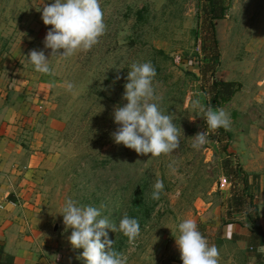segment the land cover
I'll use <instances>...</instances> for the list:
<instances>
[{
	"label": "rangeland",
	"instance_id": "374dc122",
	"mask_svg": "<svg viewBox=\"0 0 264 264\" xmlns=\"http://www.w3.org/2000/svg\"><path fill=\"white\" fill-rule=\"evenodd\" d=\"M41 2L0 0V70L4 82L10 83L9 77L22 81L28 104L37 107L29 137L48 159L45 170L34 169L24 192L10 204L16 208L15 230L37 253V264H86L80 258L83 250L69 244L72 229L65 228L60 215L68 198L103 205L102 216L117 225L125 213L139 221L135 246L121 232L106 229L128 264H163L178 224L187 218L197 222L203 235L220 240L209 243L221 246L222 254L238 248L236 239H218L223 227L246 223L243 214H228L229 185L219 186L226 156L222 144L248 176L260 177L248 169V161L252 149L264 154V0H225L223 18L214 21L220 58L211 81L237 85L231 97L216 102L199 74L203 0H100L106 33L91 50L68 58L50 57L51 49L44 48L51 26L43 24ZM33 49L49 57L52 75L27 62ZM148 61L156 70L159 107L172 113L182 129L179 147L167 156L138 155L111 135L119 127L114 107L127 103L122 97L130 66ZM65 82L73 83L72 91ZM197 98L230 114L226 142L219 141L220 135L212 137L203 113L191 107ZM205 131L208 142L193 149L194 136ZM173 162L175 173L168 167ZM157 179L164 189L153 200ZM240 253L248 257V245Z\"/></svg>",
	"mask_w": 264,
	"mask_h": 264
},
{
	"label": "clouds",
	"instance_id": "9594fccd",
	"mask_svg": "<svg viewBox=\"0 0 264 264\" xmlns=\"http://www.w3.org/2000/svg\"><path fill=\"white\" fill-rule=\"evenodd\" d=\"M41 4L43 24L51 26L43 41L44 48L51 49L50 57L68 58L77 52H87L106 33L100 0H54L50 4H44L42 0ZM61 49L63 51L59 52ZM25 58L35 71L53 74L49 57L43 50H30ZM155 76L156 70L150 61L131 64L122 97L127 103L123 107H114L113 120L119 127L111 135L116 144H122L138 155L159 157L171 155L179 147L183 134L181 127L174 123L173 114L159 107L161 98L153 87ZM65 87L72 91L74 85L65 82ZM191 107L203 113L207 128L230 130V114L225 110L213 109L211 105L206 107L199 98L191 101ZM208 135L207 131L198 132L192 148L199 150L208 142ZM173 164L168 167L175 173L177 169ZM153 189L151 199L159 200L164 189L163 180L157 179ZM102 208L103 205L97 208L79 204L72 198L66 199L60 215L65 228L72 229L68 242L73 249L83 250L80 258L86 264H128V256L113 247L115 241L108 238L106 229L121 232L129 244L135 246L141 231L139 221L125 213L117 225L110 222L107 216H102ZM178 231L175 242L182 264H219V249L202 235L194 219L182 220ZM155 238L156 242L158 237Z\"/></svg>",
	"mask_w": 264,
	"mask_h": 264
},
{
	"label": "crops",
	"instance_id": "0c3cea01",
	"mask_svg": "<svg viewBox=\"0 0 264 264\" xmlns=\"http://www.w3.org/2000/svg\"><path fill=\"white\" fill-rule=\"evenodd\" d=\"M3 77V70H0V251L10 256L13 264H37V253L26 238L15 230L12 214L16 212V208L10 204L15 195L19 196L20 192H24L26 178L35 172L34 169L45 170L48 159H43L42 154L37 151L38 146L30 140L39 113L37 107L28 104L24 83L11 77L10 83L4 82ZM251 151L252 159L248 161V169L255 175L261 174L260 177L249 178L256 185L254 199L258 215L257 225L264 234V154H258L256 149ZM226 227L220 229L217 238L236 239L239 245L227 255L219 250V264H257V255L264 258V242L261 247L253 248L249 230L240 224ZM178 235L179 232L176 236ZM245 245H248V257H243L240 253L241 246ZM170 247L171 251L164 257L163 264H182L175 239ZM218 249H222L221 246Z\"/></svg>",
	"mask_w": 264,
	"mask_h": 264
},
{
	"label": "trees",
	"instance_id": "16d2710c",
	"mask_svg": "<svg viewBox=\"0 0 264 264\" xmlns=\"http://www.w3.org/2000/svg\"><path fill=\"white\" fill-rule=\"evenodd\" d=\"M226 7L225 0H203L200 11L199 39L202 54V63L199 66L200 81L202 87L208 91L214 102L220 99H228L237 88L236 83L233 82L214 83L211 81L220 58L214 21L223 18ZM208 132L213 135L212 137L220 135L219 141L221 143L227 141L228 134L224 132L223 128L217 130L208 128ZM222 149L226 152L222 162L223 176L230 184V196L227 202L228 214L244 215L246 220L244 227L251 232L250 244L253 248H259L263 245L264 234L257 225L258 215L254 199L256 195L255 182L250 180L237 158L232 153L227 152L225 143L222 144ZM203 236L208 241L213 239L215 244L220 241L213 238L211 233ZM255 260L257 264H264V258L261 255H257ZM0 264H13V260L10 256L0 251Z\"/></svg>",
	"mask_w": 264,
	"mask_h": 264
},
{
	"label": "built area",
	"instance_id": "2783aa9c",
	"mask_svg": "<svg viewBox=\"0 0 264 264\" xmlns=\"http://www.w3.org/2000/svg\"><path fill=\"white\" fill-rule=\"evenodd\" d=\"M227 184H228L229 187H230V184L227 182V180L225 179V177H224V178H221V180H220V182H219V186H220V188L226 186Z\"/></svg>",
	"mask_w": 264,
	"mask_h": 264
}]
</instances>
